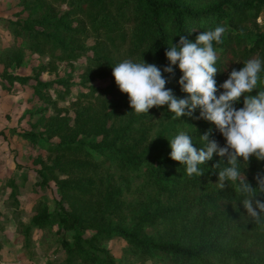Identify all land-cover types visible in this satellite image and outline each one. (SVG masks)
<instances>
[{
  "label": "trees",
  "instance_id": "trees-1",
  "mask_svg": "<svg viewBox=\"0 0 264 264\" xmlns=\"http://www.w3.org/2000/svg\"><path fill=\"white\" fill-rule=\"evenodd\" d=\"M50 1L66 5L69 12L55 21L56 17L49 20L53 16L20 21L24 26L17 27L15 32L29 41L35 53L47 56L53 64L76 63L86 52H92L91 62H95L98 69L112 74L113 66L120 60L112 62L110 53L105 54L101 50L108 48L121 58L140 61L144 57L163 70L170 64L165 55L168 45L172 42L178 44L180 35L195 41L201 31L217 25L226 27L223 43L217 45L214 42L218 53L216 67L220 70L215 77L218 87L233 68H242L244 61L251 58L264 60V32L258 24V18L264 12V0H220L202 9L183 6L174 0ZM71 14L82 19V24L72 27L66 21ZM191 31L195 32L189 33ZM59 33L69 37V41H63ZM87 40L95 41V44L83 45ZM173 67L174 74L163 73L168 80L166 87L172 89L178 98H185L187 94L179 84L182 73L178 64ZM260 77L258 88L264 90V71ZM6 79L30 86L43 97L48 95L47 89L52 86V82H43L39 75L8 76ZM60 84L63 89L69 90V84ZM90 89L91 94L80 93V96L81 100L86 99L92 104L73 121L55 119L41 134H23L34 141L44 136L61 139L50 145L51 164L44 163L39 172L44 183L50 178H64L58 180L61 200L57 203L55 215L42 211L33 217L34 225L42 229L58 224L61 235L78 232L73 244L64 241L63 246L83 264H118L106 250H101V256L96 245V242L116 237L126 240L142 262L264 264V226H258L248 216L243 206L244 197L237 194L233 187L226 185L220 189L216 184L218 170L213 165L222 158L214 154L211 161L201 165L205 172L203 176L189 177L186 167L171 159V149L168 151L164 145L150 144V128L139 130L130 122L118 132L108 126L91 132L95 127L89 114L93 112V116L109 117L106 108L109 100L97 96L95 87ZM259 89L251 94L257 95ZM97 99L99 102L95 101ZM242 106L243 98L236 107ZM149 111L155 116L164 113L174 122L193 127L192 138L197 149L203 146L199 143L200 135L209 129H212L210 139H215L222 146L226 143L213 124L195 118L199 116V110L193 117L180 119L175 118L167 106L153 107ZM153 117L143 113L139 125L149 126ZM0 134L3 135L2 132ZM89 138L92 140L88 141ZM224 162H227L226 158ZM114 165L125 174L145 173L155 186L169 195L166 206L163 205L157 213L146 214L133 230L111 222L113 215L124 214L129 209L121 189L113 187L105 179V168ZM224 166L222 162L221 167ZM244 167L246 165H241V169ZM258 172H264V161L253 157L245 169L247 176L254 177L249 179L253 187H257L255 176ZM201 188L203 194L199 192ZM261 199L264 200V197ZM157 223L167 225L165 234L158 237L143 235L139 226L148 227ZM87 230L96 234L84 240L81 233Z\"/></svg>",
  "mask_w": 264,
  "mask_h": 264
},
{
  "label": "rangeland",
  "instance_id": "rangeland-1",
  "mask_svg": "<svg viewBox=\"0 0 264 264\" xmlns=\"http://www.w3.org/2000/svg\"><path fill=\"white\" fill-rule=\"evenodd\" d=\"M174 1L202 9L220 0ZM68 12L66 5H58L50 0H0V132L3 133L0 134V264H83L63 246L64 241L73 244L78 232L61 235L58 224L40 229L32 221L42 211L55 215L57 203L61 200L58 180L64 178L57 180L54 177L44 183L39 173L43 164H51L50 159H53L48 148L61 139L44 136L34 141L23 135L28 132L41 134L55 119L69 122L80 116L82 110L92 104L86 99L81 100L80 93L91 94L90 87L93 86L97 96L109 100L106 106L109 117L93 116V112L89 114L95 127L91 132L105 126L118 132L133 122L136 129L150 128L148 135L151 145H164L169 151V140L179 131H186L192 137L195 131L191 126L174 122L164 113L151 115V111L147 114L154 116L150 125H139L143 113L137 114L131 108L128 95L120 91L111 72L102 71L95 62H91L92 52H86L76 63L53 64L47 56L35 53L24 36L16 35V28L24 26L20 21L40 20L44 16H53L49 20L56 17L53 19L55 21ZM66 21L75 28L83 20L71 14ZM19 22L20 26L17 25ZM260 29L264 32V28L260 26ZM58 35L63 41H69V37L62 33ZM84 44L92 46L95 41L87 40ZM101 50L105 54L110 53L112 62L127 59L117 53L112 54L108 48ZM37 75L43 82H52L46 97L30 86L6 79L8 76ZM59 82L69 84V90L63 89ZM95 101L99 102L98 99ZM104 176L113 187L121 189L123 199L129 205L124 214L113 215L111 222L114 225L133 230L146 214L157 213L168 202L169 195L155 186L145 173L125 174L114 165L105 168ZM250 178L254 177L248 175V182ZM199 192L204 193L202 188ZM166 226L157 223L139 227L144 236L158 237L166 233ZM95 234L93 230L81 233L84 240L91 239ZM96 245L101 256V250H106L118 264H158L150 260L142 262L136 257L135 249L119 237L96 242Z\"/></svg>",
  "mask_w": 264,
  "mask_h": 264
},
{
  "label": "clouds",
  "instance_id": "clouds-1",
  "mask_svg": "<svg viewBox=\"0 0 264 264\" xmlns=\"http://www.w3.org/2000/svg\"><path fill=\"white\" fill-rule=\"evenodd\" d=\"M195 31H191L192 33ZM226 32L224 25L201 31L195 42L180 35L179 43H171L166 50L170 62L161 70L155 63L124 59L113 66L112 75L120 91L128 95L131 108L137 113H149L153 107L167 106L175 118L193 117L203 119L215 126L224 137L222 146L215 139H210L212 129L200 135L203 146L194 147L192 136L186 131H179L169 140L172 160L186 167L189 177H201L204 171L201 165L213 159L214 154L221 161L213 165L218 170L220 189L231 186L236 193L244 197L243 206L253 222L264 226V172L255 176L257 187L247 180L245 169L253 157L264 161V90L258 88L260 74L264 71V60L251 58L243 62L239 70L233 68L228 78L217 86L215 79L218 60L215 44L223 43ZM178 64L182 76L179 79L185 98H178L172 89L167 88L168 80L163 73L174 74ZM222 89V91H221ZM259 89L257 95L251 93ZM219 93V94H218ZM243 98V106L236 105ZM226 158V163L224 159ZM225 165L221 167V163ZM241 165H246L241 169Z\"/></svg>",
  "mask_w": 264,
  "mask_h": 264
},
{
  "label": "built area",
  "instance_id": "built-area-1",
  "mask_svg": "<svg viewBox=\"0 0 264 264\" xmlns=\"http://www.w3.org/2000/svg\"><path fill=\"white\" fill-rule=\"evenodd\" d=\"M258 24L264 28V14H262L259 18H258Z\"/></svg>",
  "mask_w": 264,
  "mask_h": 264
}]
</instances>
